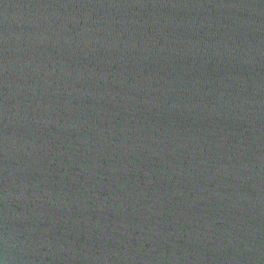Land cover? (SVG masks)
Listing matches in <instances>:
<instances>
[{
  "label": "water",
  "instance_id": "obj_1",
  "mask_svg": "<svg viewBox=\"0 0 264 264\" xmlns=\"http://www.w3.org/2000/svg\"><path fill=\"white\" fill-rule=\"evenodd\" d=\"M0 264H264V0H0Z\"/></svg>",
  "mask_w": 264,
  "mask_h": 264
}]
</instances>
